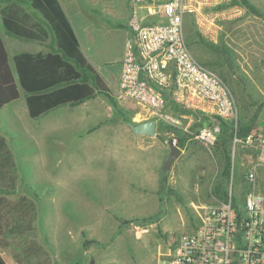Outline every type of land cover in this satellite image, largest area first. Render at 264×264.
I'll use <instances>...</instances> for the list:
<instances>
[{
    "label": "rangeland",
    "instance_id": "obj_1",
    "mask_svg": "<svg viewBox=\"0 0 264 264\" xmlns=\"http://www.w3.org/2000/svg\"><path fill=\"white\" fill-rule=\"evenodd\" d=\"M246 1L250 7H245L242 0H188L192 13L184 19V38L189 51L224 81L234 99L236 114L230 121L234 128L247 124L254 114L264 111V0ZM24 106L22 93L18 100L0 109V134L8 135V148L18 174L14 193L3 195L4 207H8L4 210L16 223L17 203L21 197H27L36 220L31 233L11 236L0 245V255L7 264H26V248L32 241L48 253L51 264H89L95 258L99 264H108V261L147 264L157 260L160 258L159 246L162 251H172L182 234L199 225L204 207H200V197L206 194L204 187L196 192L199 165L216 170L222 161L220 146L224 144L234 163V194H230L234 202H241L252 190L264 196V167L257 171L253 185L242 184L243 190H239L240 176L255 163L246 162L242 157L243 148L250 145L234 135L222 133L224 137L221 136L211 148L203 151L193 147L188 149L187 155L193 152L199 157L190 155L189 161H180L182 177L173 171L167 172L169 191L163 203L150 199L141 209L144 208L146 214L160 213L161 218L155 221L156 224L121 223L116 234V225H111L108 217L95 214L82 197L80 200L73 197V194L81 196L78 193L83 192L84 186L67 183L66 175L62 174L66 163L61 153L41 150L23 137L22 128L31 122ZM165 111L181 120L183 126L192 127L200 119L184 109L177 110L170 103ZM156 121L157 131L164 134L169 145L173 139L177 140V128L164 120ZM253 153L256 156V152ZM211 179L209 189L212 192L218 175ZM93 203L98 206L97 201ZM95 239L100 240H96L99 245L83 248L85 240Z\"/></svg>",
    "mask_w": 264,
    "mask_h": 264
},
{
    "label": "crops",
    "instance_id": "obj_2",
    "mask_svg": "<svg viewBox=\"0 0 264 264\" xmlns=\"http://www.w3.org/2000/svg\"><path fill=\"white\" fill-rule=\"evenodd\" d=\"M6 1L8 0H0V10ZM58 1L78 37L84 54L112 90L119 111L115 110L105 97L97 95L80 105L63 106L37 119H32L24 97V112L31 122L22 128L23 137L29 139L34 147L41 150L61 153V158L66 163L62 174L66 175L67 183L84 186L83 192L78 193L81 196L73 194V197L78 200L82 197L89 202L95 214L98 212L101 217H108L111 225H116L117 234L123 220L156 214H146L144 208L141 209L150 199L160 202V180L165 174L161 168L170 152V145L164 138V134L157 131V127L154 137L134 134L128 127V122L138 124L154 118L134 102L117 98L121 61L125 53L126 41L130 37L129 0ZM23 7L28 12L27 7ZM0 32L9 54L11 67L13 48L30 52H46L49 49L47 44H50V40L46 43H38L10 38L1 26V17ZM22 93L21 91L20 97ZM254 117L256 121L249 136L264 140V111L254 114L246 123ZM2 136L8 144V135ZM221 136L223 134L220 132L217 141ZM192 147L203 151L212 146H207L199 140L187 139L184 146L179 148L180 155L173 161L168 173L173 171L174 174L182 177L180 161H189L190 155L199 157L193 152L187 155L186 152ZM220 148L222 161L217 165L216 170L212 167L211 171L204 164L199 165L196 192L203 187L206 189L205 196L200 197L202 200L200 207L222 201L213 194L215 187L212 192L209 189L213 176L218 175V181L214 186H221L227 195L234 194V163L232 162L231 177L226 180L221 175L224 168L223 150L226 144L221 145ZM253 152H256V156ZM242 153L246 162L256 163L257 149L255 147L247 146L243 148ZM260 168L263 167L256 168V176ZM167 172V185L162 193L163 199L167 197L169 191ZM231 179L233 181L228 186ZM239 184V190L242 191L241 185L246 184L245 173L240 176ZM93 201H97V207ZM159 247L160 258L168 254L169 251H162V247ZM93 260L94 264L100 263L98 258ZM154 261V259L150 260L147 264ZM108 264H115V262L108 261Z\"/></svg>",
    "mask_w": 264,
    "mask_h": 264
},
{
    "label": "built area",
    "instance_id": "obj_3",
    "mask_svg": "<svg viewBox=\"0 0 264 264\" xmlns=\"http://www.w3.org/2000/svg\"><path fill=\"white\" fill-rule=\"evenodd\" d=\"M130 37L125 44L117 98L130 100L154 120H164L188 139L214 146L220 120L232 121L234 99L224 81L196 60L184 38V19L192 13L188 0H129ZM167 102L202 118L207 127L191 130L165 111ZM257 149L256 163L245 173L256 181L264 167V140L248 136ZM176 145L177 140L172 142ZM151 264H264V196L254 190L241 202L226 200L204 206L199 225L182 234L172 251Z\"/></svg>",
    "mask_w": 264,
    "mask_h": 264
},
{
    "label": "trees",
    "instance_id": "obj_4",
    "mask_svg": "<svg viewBox=\"0 0 264 264\" xmlns=\"http://www.w3.org/2000/svg\"><path fill=\"white\" fill-rule=\"evenodd\" d=\"M242 2L245 7H250L246 0ZM21 5L26 6L28 12ZM0 17L1 26L10 38L38 43H46L50 40L46 52L19 51L13 48L11 67L9 54L0 32V109L18 100L22 91L32 119H37L63 106L80 105L97 95L105 97L112 107L119 111L112 90L84 54L78 37L58 0H8L0 10ZM169 103L177 110L182 109L167 102ZM186 112L195 116L190 111L186 110ZM255 119L254 117L247 124H239L237 128H234L230 121L220 120L221 133H229L245 141L254 127ZM212 123L213 118L205 117L198 121V124H194L191 130L197 126L207 127ZM176 137V146L181 149L188 135L177 131ZM223 151L224 168L221 175L227 180L231 177L232 159L226 148ZM17 178L13 155L5 138L0 134V245L11 236L28 235L34 229L36 215L27 197H21L17 203L16 223L9 218V212L6 213L4 210L8 207H4L3 195L14 193ZM166 185L167 175L164 174L160 180V203H163L162 193ZM213 194L222 201L228 196L227 192L218 185L215 186ZM160 218V213H157L124 220L122 223H152ZM90 244L99 245V242L85 240L83 248ZM26 251H28L25 255L28 259L26 264H51L48 253L34 241L28 243ZM0 264H7L1 255ZM89 264H94V260L91 259Z\"/></svg>",
    "mask_w": 264,
    "mask_h": 264
},
{
    "label": "water",
    "instance_id": "obj_5",
    "mask_svg": "<svg viewBox=\"0 0 264 264\" xmlns=\"http://www.w3.org/2000/svg\"><path fill=\"white\" fill-rule=\"evenodd\" d=\"M127 125L134 134L145 135L149 137H154L156 135L157 122L154 119L138 124L128 122ZM169 148L170 152L165 158L161 168L163 173H166L170 169L173 161L180 155L181 152L180 149L173 143H170Z\"/></svg>",
    "mask_w": 264,
    "mask_h": 264
}]
</instances>
